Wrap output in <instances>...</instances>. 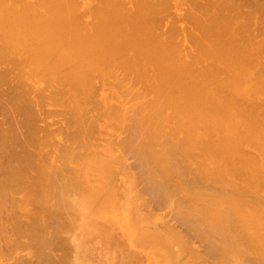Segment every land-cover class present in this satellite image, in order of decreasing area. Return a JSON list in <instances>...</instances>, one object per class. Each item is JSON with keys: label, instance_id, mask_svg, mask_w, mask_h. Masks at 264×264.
Returning <instances> with one entry per match:
<instances>
[{"label": "bare ground", "instance_id": "6f19581e", "mask_svg": "<svg viewBox=\"0 0 264 264\" xmlns=\"http://www.w3.org/2000/svg\"><path fill=\"white\" fill-rule=\"evenodd\" d=\"M169 2L0 0V82L10 85L2 83V91L16 92L5 99L9 120L0 122L9 124L0 129V205L21 194L7 199L20 214L7 226L29 239L37 264H78L67 248L59 257L46 252L67 244L62 233L75 219L78 227L96 221L101 237L141 253L125 260L201 264L208 256L213 264H264V0H175L191 26L190 51L181 48ZM163 12L173 15L167 32H160ZM106 84L109 91L99 89ZM48 100L64 108L66 135L59 123L50 132L37 124L48 116ZM54 110L46 112L59 116ZM108 118L107 128L126 136L114 141L110 134L113 140L98 138L107 142L97 145L94 133ZM55 131L67 138L57 142L61 148L50 141ZM53 142L58 154H42ZM116 147L132 153V168L159 203L187 200L175 203V218L204 241V255L171 227L143 228L152 220L140 216L136 180Z\"/></svg>", "mask_w": 264, "mask_h": 264}, {"label": "rangeland", "instance_id": "374dc122", "mask_svg": "<svg viewBox=\"0 0 264 264\" xmlns=\"http://www.w3.org/2000/svg\"><path fill=\"white\" fill-rule=\"evenodd\" d=\"M169 1H170L169 2L170 3L169 6H171V4H172V7H171V9L169 7L167 10H169L172 13H174L175 15L177 14L176 16L174 15V17H176V18L178 17L179 19H181L179 16H183V15H180L179 12H182L181 10H183L184 8L182 6H180V5H174L175 4V2H174L175 0H172V2H171V0H169ZM174 6L175 7L177 6L176 8L178 10L181 8L179 10V12H177L175 10L176 8ZM83 11H85V12H83ZM80 12H82L83 18L85 20L89 18L87 16V9L86 8H82L80 10ZM170 12H168L169 13L168 15H167V12L166 13L163 12L160 15H158L159 18H160V16L162 14H163L162 16H164L165 14L167 15V16L165 15L167 17V18H165L166 21H165V19H163L164 17L161 16V18H160V19H163V22L161 24V30H160V32H165L166 30L168 31L169 26L171 25V27H172V25L175 24L177 27H179V32H181L180 33L181 36L183 35V37L180 36V39L182 41L181 40L179 41V42H182V44L179 43V45L181 44V48H183V46H185L184 49L188 46L189 49L187 48V51H190L192 48L189 46V43L188 42L191 41L190 40L191 38L189 39V36L190 35H188L189 33H187V31H186V30H188L187 26L189 27V30H191L190 24L188 22H186V20L185 21L183 20V22H182V19L181 20L178 19L179 20L178 21L176 18L175 19L173 18L174 23L173 24L170 23L168 25V21L169 20H170V22H172L171 19H172V16H173V15H170ZM263 13H264V11H263ZM261 14H262V12H261ZM256 16H258V14ZM259 18L257 17V19H259ZM160 19H159V22H160ZM183 19H185V18H183ZM184 22H185V25L186 26L183 25ZM263 25H264V22H263ZM183 26H184V28L185 27L187 28V29H185V32L187 33L188 38L185 37L187 35H185V32H183L184 30L181 29V28H183ZM166 27H167V29H166ZM177 27H176V29H178ZM158 28H159V25H158ZM192 32H193L194 35L195 34L196 35L198 34L197 31H192ZM178 38H177V40H178ZM186 39H188V42H186ZM184 44H186L187 46L184 45ZM263 59H264V54H263ZM122 74L120 76H122ZM123 76H124V74H123ZM112 81L110 80V83L111 84L113 83ZM130 81H133V80H130ZM130 81H129V83L131 84ZM2 83L3 82H0V122H3L4 121V119H5L4 117H6L9 120V111L6 108V104L7 103H6L5 99L6 98H10L11 96H15V93H16V92L13 93L11 91V89H9V91L7 90L8 92L6 90H3L2 91V89H4V85H5V88H7V87L10 86L8 84V86L6 87L7 82L6 83H3L4 85ZM132 84L135 85L136 83L134 84L132 82ZM99 86H100V84H99ZM135 86L138 87V85H135ZM49 89L46 88V90H49ZM99 89H102V91H109L110 90V85L109 84L108 85L107 84L106 85H101V87H99ZM46 90H44V91L47 93ZM49 92H50V90L48 91V93ZM4 93H7V94L5 95ZM35 99H37V97ZM116 100L114 99L112 101V104H114V105L117 104L116 106L117 107H120L122 105V103H121L122 101L121 100H117L116 101ZM49 101L50 100L46 101V104L47 105H45V106H44V104L42 105L44 107L43 109L40 108V109H42V111H45V113L48 114V116L46 115L47 117L44 118V116H45V114H43L44 112L43 113L40 112V115H38V119H39V117L42 118V115H43L44 121L41 120V121L37 122V124L39 125V127H41L40 128L41 130L43 129L42 131H49L50 132L49 129L52 130V129L56 128L55 130H59V129H57L59 127L58 126V123H59V125L61 124L60 125V127H61V126L66 125L67 122H65L66 124H64V122H63V118L64 119L66 118V114L63 113L64 111L63 112H60L59 111L60 109L63 110L64 108H62L60 105L59 106L58 105L56 106L55 104L52 106V105H50V104H52V102L50 103ZM118 101L119 102L121 101L120 102L121 104L117 103ZM7 106L10 107L9 104H7ZM42 106L39 105L38 107H42ZM40 109H38V110L40 111ZM51 109H53V110L55 109L54 111H56L59 114V116L56 115L54 112H53V116H50L49 115L50 113H47L46 110H48L50 112ZM56 109H58V111ZM38 110H37V113L39 112ZM61 113H63V115ZM54 114H55L56 117L54 116ZM60 114L62 115V117L63 116H65V117H63L62 119H60V117H61ZM51 119L53 121L56 120V121H59V122H57L56 124H53V123H51V121H52ZM64 121H66V120H64ZM102 121H103V123L102 122H101V124L99 123V125L97 127V130L96 131L98 133H96V134L94 133V136H96L97 138L93 136L97 140H98V138H103V139L106 138V140H111V137L110 136H112V135H110V134H113L115 136V138H114L115 140L114 141L120 140L119 139L120 137L123 138V136H126L125 133L123 135V131H122V133H119L120 130L113 129V128H115L114 125H113L114 126L113 128H111V127H108L107 128L106 125L112 124L111 123L112 122L111 119L109 120V118H108V119H104ZM50 123L52 125L48 126ZM66 126L69 128L68 125H66ZM66 126L63 127L65 130L63 128H60V131L62 129L64 130L65 133L62 131L64 133V135L67 134L66 131H67L68 128ZM2 127L3 128H8L9 127V124L5 123L4 125H1V128ZM98 130H100V131L101 130H104L107 134L109 133V135H105V134H103L104 132H102V131L99 132ZM70 131H72V130H70ZM52 134H53V132L51 133V135ZM116 135H117V137H116ZM108 136H109V138H108ZM52 137L54 139L52 138L50 141H52V140L53 141H56V143H55V145L57 144L56 147L59 146V143L62 144L61 142H64V144H65L66 143V140H67V138L64 137L66 140L62 141L64 138L63 137H60V133H58L57 131H55V133L53 134ZM97 140H96V143L97 142L100 143V144H97V145H102V144H104V142H107L106 140H102V139H99L98 141ZM112 140H113V136H112ZM57 142H59V143H57ZM92 142H94L93 139H92ZM55 145H54V142H53V144H51L50 147H49L50 149L49 148H46L47 151H44L42 154H44L46 152L48 153L50 150L53 151V152L52 151L50 152V153H52V155H53V153L55 155L58 154V152H57V148L58 147L57 148H54ZM61 146L62 145H60L59 148H61ZM28 149L33 150L31 148H28ZM123 149H125V148H123ZM123 149L120 148V150H122L120 152L119 147H116V150L114 151L113 154L114 155H117V153H118V155H119V156L117 155L118 157H122L123 159H125L126 168H127L126 170L127 171L129 170V172H131V173H129V172L128 173L129 174H132L134 176L135 180H136V189L139 192V194L141 195V199L138 201L139 204L137 205V209L139 210L140 216L143 217V219H144V217H146L147 219L150 218L152 220V222H149V221L144 220V222H147V223H145L146 225H148L149 223L150 224L148 225L149 227H144L143 226V228H146L147 230H149L151 232H154V231H162V230L166 229L167 227H171L174 231L183 234L187 239L189 238L190 240L189 239L188 240L191 242V244H193V246L196 248V250H198L201 255H204L205 254V243H204V241L198 239L197 236H196V233L194 231H191L188 228H186L184 225L179 224L178 220L175 218V210L177 209L175 207V203L179 204V202H181V200L184 203H187V200L186 199H182L183 196L180 195V196L176 197L175 199L172 198V199L168 200L165 203H159L156 200V198L147 190V184L145 183V179L143 177V173L140 170L137 171V169H139V168H136L135 167L134 169H136V171L132 168L133 166H135L134 165V161H135L134 156L131 155L132 153L131 154L129 153L130 151H128V155H127V148H126V153L124 154V152H123L124 150ZM122 153L124 154V156L122 155ZM125 156H126V158H124ZM128 156H129V158L127 159ZM3 162H4V160H2L1 163H3ZM1 163H0V165H1ZM0 167H2V165ZM62 171H63V168H60L59 167V168L56 169V173H61ZM140 174H142V176ZM121 178H122V174L119 175V172H118L117 173V176H116L117 182H118V180L120 181ZM235 182H236V184L239 183L238 181H235ZM208 183L209 182H206V181H200V182H198V185H200L202 187H205L206 190L209 191V192H211V193H215L217 195H220L215 190V188H218V187H213V184H208ZM214 185L217 186L219 184H214ZM1 190H2V188H1ZM217 190H219V189H217ZM257 193H259V192L257 191ZM247 194L248 193H243L242 195L245 196V197H247ZM12 195H13V197L14 196L16 197L15 200L16 199L18 200V198L20 199V197H21L20 196L21 195L20 193H16V194L14 193ZM12 195L10 194V197H8V198L6 197L8 199V202L9 203H10V200L9 199H11ZM7 199H3L6 202L5 203L3 202L2 204H5V205L8 204ZM12 199H14V198H12ZM12 199H11V201H12ZM5 205H0V208L6 207V206L9 207V205H10V207H9L10 210H9L8 207H7L8 210H6V209H0V211L1 210L3 211V213L1 211V214H0L1 219L3 218L2 219V222L0 220V223L2 224L3 222H5V224H6V226H5V224L0 225V226H2V227H0V264H18V262L20 264H23L22 262H24V264H29L30 261L32 262V260H33V263H31V264H37V262L34 260V258L36 256V255H33V251L34 250L32 249V247L27 248L29 246V244H28L29 243V239L28 240H25L24 238L18 237V235L14 234L12 231H10L11 228L9 230V227H11V226L10 225H9V227L7 226L8 224H11L12 225V221L13 220L16 223L19 220V218H20V214L17 211H12L13 209H11V204L6 205V206ZM6 211H8V214L14 216V217L11 216L12 217L11 218V223L9 222V220H10L9 217L10 216L9 217L7 216V212ZM22 219L25 220L24 216L22 217ZM76 221L77 220L75 219V222L71 226V229H69V230H71L70 232L68 230V231H66L67 233L66 232L65 233H62V235L64 234L63 236H66L63 239H65V240L68 241L67 244H65L64 247H62V248H57V249L55 248V250H54V248H50V250L47 249V251H46L47 253L51 254L53 257H59L62 254V252L66 251V248H67V251L68 252L71 250L69 253L67 252L69 259L71 257V260L73 262H75L73 259L74 258H77L76 262L78 264H87V263L88 264H142L141 263L142 260H136V261L135 260H125V258H128V256H139L140 259H142L141 253L137 249L134 250V251H132L128 247L120 246L119 244H122V243L119 242V241H116L115 240V237H111L110 238L108 236L107 239L109 240V242H107L108 240H106L105 238H103V237L100 236L99 230L101 231V229L103 230V228H102L101 225H98L96 223V221H93V220L84 221L83 223H81L82 224V227H78L79 225L76 224ZM24 224H25V222H24ZM95 225L99 228V230L97 229V227H95ZM3 226H5V228H4L5 230H3ZM74 226H76L75 227L76 229L74 228ZM182 226H184L185 229ZM187 231H189V232H187ZM101 232H102L103 236L105 237V232H103V231H101ZM62 235L60 236L61 239L63 237ZM75 236H77V240L74 239ZM62 242H64V240ZM66 245L68 247H65ZM31 255L33 256V258H32ZM56 255H59V256H56ZM185 260H187V258H186L185 255H183L182 258H181V262H184ZM37 261H38V263L39 262L41 263V261H39V260H37ZM247 262H251L252 264H254L255 262H258L257 264H260L259 263L260 260L257 261V259H256V261H253V260H249L248 261L247 260ZM247 262L244 261V264H246ZM66 264H68V263H66ZM199 264H200V261H199ZM201 264H213V260H212V258L206 256V259L203 260V262H201ZM248 264H250V263H248ZM261 264H262V262H261Z\"/></svg>", "mask_w": 264, "mask_h": 264}]
</instances>
